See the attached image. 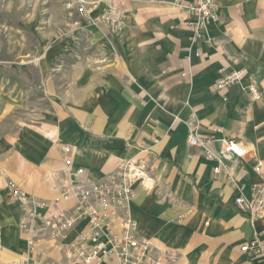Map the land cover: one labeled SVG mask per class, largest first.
<instances>
[{"label":"crops","instance_id":"0c3cea01","mask_svg":"<svg viewBox=\"0 0 264 264\" xmlns=\"http://www.w3.org/2000/svg\"><path fill=\"white\" fill-rule=\"evenodd\" d=\"M88 1L102 18L71 27L44 51L43 70L55 71L35 80L30 111L14 122L0 117V264L31 249L20 229L29 204L12 194L9 181L52 200L68 177L66 144L73 167L96 179L127 161L146 174L134 183L132 215L164 264H264L241 250L251 226L233 204L264 179V0H218L209 41L194 47L174 0ZM241 69L238 84L216 86ZM252 83L260 91L255 98ZM192 121L205 145L188 142ZM230 138L246 149L231 163L236 182L206 157ZM257 228L264 230V217ZM31 254L62 264L55 262L61 251L46 242Z\"/></svg>","mask_w":264,"mask_h":264},{"label":"built area","instance_id":"2783aa9c","mask_svg":"<svg viewBox=\"0 0 264 264\" xmlns=\"http://www.w3.org/2000/svg\"><path fill=\"white\" fill-rule=\"evenodd\" d=\"M174 1L185 13L191 45L194 47L209 41L208 25L218 19V0ZM64 4L67 10H75L73 28H82L84 23L95 24L102 18L94 15L96 1L64 0ZM244 75L243 69L227 72L216 86L219 89L228 88L238 84ZM249 90L254 98L260 94L254 83L249 86ZM189 129L188 142L205 145V141L197 134V121H192ZM62 151L68 177L64 179L60 193L52 200L37 199L12 180L8 183L12 194L29 204L20 229L27 236L31 248L23 258L11 264H50L41 256L31 254V250L40 242L58 248L63 258L51 260L62 261V264H164L153 243L137 234L132 215V206L137 197L134 183L146 174L127 161L108 175L96 179L84 167H73L71 145H63ZM245 153L241 142L230 138L223 142L220 151L207 149L206 157L215 161V172L224 173L236 182L231 163L234 158L242 157ZM256 171L262 172L261 162L257 164ZM233 204L251 226V236L241 246V250L250 251L264 259V230L257 228L258 221L264 217V179L256 185L251 196L239 192ZM81 224L84 225L83 229L74 233Z\"/></svg>","mask_w":264,"mask_h":264},{"label":"rangeland","instance_id":"374dc122","mask_svg":"<svg viewBox=\"0 0 264 264\" xmlns=\"http://www.w3.org/2000/svg\"><path fill=\"white\" fill-rule=\"evenodd\" d=\"M74 12L64 0H0V117L14 122L30 111L35 80L55 71L43 70V53L72 30Z\"/></svg>","mask_w":264,"mask_h":264}]
</instances>
